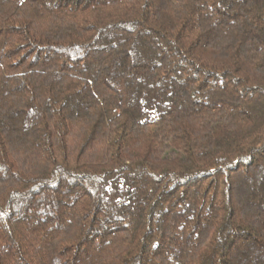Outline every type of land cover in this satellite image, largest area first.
Instances as JSON below:
<instances>
[{
	"label": "trees",
	"instance_id": "1",
	"mask_svg": "<svg viewBox=\"0 0 264 264\" xmlns=\"http://www.w3.org/2000/svg\"><path fill=\"white\" fill-rule=\"evenodd\" d=\"M0 264H264V0H0Z\"/></svg>",
	"mask_w": 264,
	"mask_h": 264
}]
</instances>
